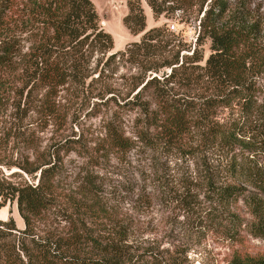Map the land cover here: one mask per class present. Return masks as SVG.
<instances>
[{"label": "trees", "instance_id": "trees-1", "mask_svg": "<svg viewBox=\"0 0 264 264\" xmlns=\"http://www.w3.org/2000/svg\"><path fill=\"white\" fill-rule=\"evenodd\" d=\"M145 2L154 17L178 13L187 21L195 12L201 37L209 39L208 56L168 25L145 29L140 0L128 1L123 23L133 34L144 32L115 51L92 0H0V165L18 169L0 176V208L15 201L24 225L19 229L11 214L0 219V264H184L175 252L137 242L140 227L108 200L96 171L85 175L77 192L60 187L61 153L81 148L74 138L52 136L40 150L38 134L65 125L72 108L60 102L63 90L75 99L94 98L96 108L111 113L103 144L94 151L105 158L123 160L133 148L135 141L115 123L130 112L135 136L146 147L161 138L180 151L192 140L200 188L220 207L208 210L209 219L230 238L239 226L264 235L263 173L227 158L235 149L255 152L242 136L264 118V2ZM120 63L135 71L120 76L118 88L111 80ZM235 107L234 116H217ZM216 153L225 167L210 162ZM150 195L141 187L135 204L148 206ZM191 196L181 199L188 210L195 207ZM238 200L249 206L250 221L230 210Z\"/></svg>", "mask_w": 264, "mask_h": 264}, {"label": "rangeland", "instance_id": "rangeland-1", "mask_svg": "<svg viewBox=\"0 0 264 264\" xmlns=\"http://www.w3.org/2000/svg\"><path fill=\"white\" fill-rule=\"evenodd\" d=\"M128 1L92 0L99 25L113 37V51L124 49L129 43L138 41L144 32L133 34L124 25L123 18L128 13ZM140 3L146 17L145 29L157 25H168L172 31L180 33L193 48L202 47L204 58L208 56L209 39L201 37L195 12L189 15L187 21L182 20L178 13L154 17L145 0H140ZM184 18L187 19V16ZM261 35L264 36V33L262 32ZM200 37L202 43L199 45ZM196 38L199 40L197 41ZM134 71V68L128 69V65L123 66L120 63L112 72L111 82H115V86L121 88L124 78L120 76L126 77ZM260 85L261 99L264 96V81H261ZM60 102L72 108L66 117L65 125L55 131L54 128L47 127L38 135L40 150L50 144L52 136L56 140L68 136L78 141L77 144L80 147H77L81 148V152L70 150L61 153L62 169L59 185L62 189L77 192L85 175L96 171L108 200L117 207L119 212L132 217V221L140 227L136 236L137 242L144 245L152 244L170 253L175 252L183 259L184 264H230L246 257L264 259V235L255 234L254 229L247 226H239L236 229L238 233L230 238L209 219L208 210H219L220 207L210 194L200 188L201 181L194 171L196 167H199L197 156H200L190 153L189 145H194L192 140L186 145L183 144L184 148L180 151L164 143L161 138H155V144L152 147H146L135 136L134 114L130 112L117 118L115 123L122 128L125 135L135 141L133 148L126 153L123 160L111 155L105 158L101 156V151L98 153L94 151L103 144L105 124L110 119L111 113L102 106L96 108L94 98L75 99L66 90L60 93ZM95 109L98 112L93 111ZM236 109V107L222 108L218 110L217 116L226 120L234 116L232 114L236 113ZM255 125L253 124L242 136L251 142L255 152L250 154L248 151L235 149L227 158L230 159L233 155L236 162L243 166L247 165L252 173L261 171L264 179V118L257 121ZM89 154L94 157L89 158ZM210 156L214 159H210L212 164L219 163L218 165L222 167L227 165L225 161L218 158L217 153ZM13 157L16 158L15 153ZM95 160L98 164L93 166ZM14 169L16 168L8 169L0 165V176L7 175ZM242 179L237 177L236 183H243ZM13 180L18 179L13 178ZM141 187L151 194L148 206H138L134 202V193ZM248 188L251 191H257L252 185ZM130 189L133 191H128ZM187 189L190 190L186 192ZM187 193L195 200L193 210H188L181 203L183 195ZM257 193L261 194L259 191ZM16 208L15 201L3 206L0 210V219H7V216L13 212L19 216ZM230 210L244 217L246 221L253 218L249 213V206L242 200L231 205ZM20 221H22L21 218ZM19 225H17L19 229L24 227L22 222Z\"/></svg>", "mask_w": 264, "mask_h": 264}, {"label": "crops", "instance_id": "crops-1", "mask_svg": "<svg viewBox=\"0 0 264 264\" xmlns=\"http://www.w3.org/2000/svg\"><path fill=\"white\" fill-rule=\"evenodd\" d=\"M1 209H3V206H2V208ZM0 209V210H1ZM17 209V208H16ZM17 212H18V209H17ZM18 214H19V212H18ZM10 215V214H9ZM8 215V216H9ZM12 215V217L14 218V220H15V223H16V226L18 225V226H20L19 224L22 222L23 223V220L22 221H20V215L18 216V215H16L14 212L11 214ZM8 216H7V218H8ZM22 219V218H21ZM1 220H4V219H1ZM17 226V227H18ZM20 228V227H19Z\"/></svg>", "mask_w": 264, "mask_h": 264}, {"label": "water", "instance_id": "water-1", "mask_svg": "<svg viewBox=\"0 0 264 264\" xmlns=\"http://www.w3.org/2000/svg\"><path fill=\"white\" fill-rule=\"evenodd\" d=\"M18 169H14V170H12L11 172H13V171H17Z\"/></svg>", "mask_w": 264, "mask_h": 264}]
</instances>
